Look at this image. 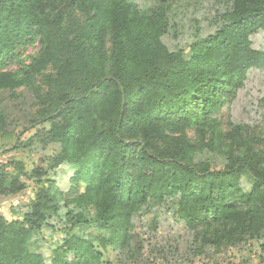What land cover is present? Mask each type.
Returning a JSON list of instances; mask_svg holds the SVG:
<instances>
[{
  "label": "trees",
  "instance_id": "1",
  "mask_svg": "<svg viewBox=\"0 0 264 264\" xmlns=\"http://www.w3.org/2000/svg\"><path fill=\"white\" fill-rule=\"evenodd\" d=\"M154 3L141 13L127 0H0V92L31 89L49 124L38 142L58 145L48 168L74 169L65 192L34 171L45 187L21 219L0 217V264H101L110 247L134 259L145 213L182 221L193 257L264 238V148L237 138L217 170L184 137L254 80L264 87V44L252 40L264 37V0ZM35 40L36 58L18 64ZM8 166L0 198L20 188Z\"/></svg>",
  "mask_w": 264,
  "mask_h": 264
},
{
  "label": "rangeland",
  "instance_id": "2",
  "mask_svg": "<svg viewBox=\"0 0 264 264\" xmlns=\"http://www.w3.org/2000/svg\"><path fill=\"white\" fill-rule=\"evenodd\" d=\"M127 1L135 4L141 13H147L155 4L154 0ZM252 40L255 47L264 44L262 35H254ZM39 51L40 43L35 40L32 45L18 51V64H30ZM18 64L8 69H18ZM253 87L250 95L254 97L247 94L250 90L243 91L233 104L225 105L212 115L215 117L213 121H208L199 129L184 131V137L196 148V161L218 170L237 138H241L245 151L252 138L255 149L264 148V107L260 100L264 95L263 80H254ZM17 92L18 96L7 90L0 92V166L9 164L6 171L19 175L17 187H20L16 196L0 198V217L8 221L21 219L20 215L25 212L30 198L45 187V177L37 180L35 170L41 169L64 192L74 173V169L66 166L48 168L47 159L58 151V145L38 142L36 134L47 130L49 124L41 121L39 103L31 89L20 88ZM17 164L22 165L20 171L15 169ZM245 186L249 188L247 183ZM14 207L18 214H13ZM132 232L137 237L133 246L137 243L135 248L138 250L134 259L121 254L116 247H110L102 252L101 264H264V238L260 241L244 239L238 244L225 245L219 251L207 249L202 255L193 257L191 249L188 250L189 238L183 222L173 223L164 212L141 215ZM61 235H52V238L46 235L47 240L41 245L52 249L55 246L52 239ZM89 235L94 239L96 231L90 230ZM169 251H173L172 255Z\"/></svg>",
  "mask_w": 264,
  "mask_h": 264
}]
</instances>
